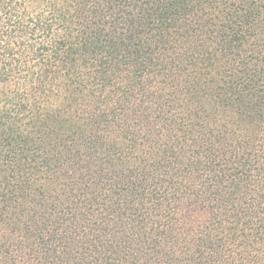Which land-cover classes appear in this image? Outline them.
<instances>
[{
  "label": "trees",
  "instance_id": "trees-1",
  "mask_svg": "<svg viewBox=\"0 0 264 264\" xmlns=\"http://www.w3.org/2000/svg\"><path fill=\"white\" fill-rule=\"evenodd\" d=\"M0 264H264V0H0Z\"/></svg>",
  "mask_w": 264,
  "mask_h": 264
}]
</instances>
